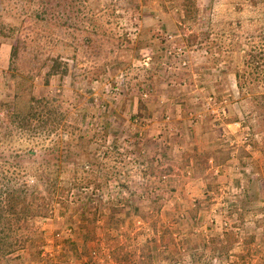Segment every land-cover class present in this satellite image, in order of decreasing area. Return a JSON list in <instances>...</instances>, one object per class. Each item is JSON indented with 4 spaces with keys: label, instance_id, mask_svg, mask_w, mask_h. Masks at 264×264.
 I'll return each instance as SVG.
<instances>
[{
    "label": "rangeland",
    "instance_id": "obj_1",
    "mask_svg": "<svg viewBox=\"0 0 264 264\" xmlns=\"http://www.w3.org/2000/svg\"><path fill=\"white\" fill-rule=\"evenodd\" d=\"M181 1L0 0V115L48 98L70 126L0 138L1 170L32 148L66 193L0 264H264V0ZM194 126L198 164L171 168Z\"/></svg>",
    "mask_w": 264,
    "mask_h": 264
},
{
    "label": "trees",
    "instance_id": "obj_2",
    "mask_svg": "<svg viewBox=\"0 0 264 264\" xmlns=\"http://www.w3.org/2000/svg\"><path fill=\"white\" fill-rule=\"evenodd\" d=\"M181 2L184 4V15L189 16L192 13L193 1L182 0ZM13 39L9 53V67L15 69L19 44L22 41L18 36ZM32 52L36 51L32 50ZM258 54L261 55V53ZM258 54L249 56V62L251 61L257 68L260 58ZM66 67V62L54 57L48 65L47 72L65 73ZM254 96L256 103L261 100L264 104V94ZM47 100L48 98L29 97L24 107L17 106L13 101L12 104L6 103V108L0 115V138L7 140L12 138L13 143L18 138L46 137L51 132H55L59 126L63 132L70 129L67 128L69 125L62 122L60 114L51 110L47 112L45 104ZM42 150L55 153L59 148L56 145H50L43 147ZM34 152L32 148L12 150L10 153L12 154V169H0V254L19 249V244L30 236L24 235L26 223L36 216L42 218L47 216L49 212L47 205L52 198L59 201L60 198L66 196L64 189L57 187L55 183L59 159L54 158L50 164L54 167H49L47 161L41 162L35 158L36 153ZM65 157L67 156L63 155L61 162ZM72 157L76 158L74 155ZM77 164L80 168H88L91 163L81 160Z\"/></svg>",
    "mask_w": 264,
    "mask_h": 264
},
{
    "label": "crops",
    "instance_id": "obj_3",
    "mask_svg": "<svg viewBox=\"0 0 264 264\" xmlns=\"http://www.w3.org/2000/svg\"><path fill=\"white\" fill-rule=\"evenodd\" d=\"M198 131L199 129H196V126H194L192 127V131H188V134L177 131L176 133L178 134L176 136L174 132L173 139L171 138L169 142V148L166 149L168 152H172V154L175 153V155H172V158L166 160V163H168L171 168L176 167L177 164L180 166V163L185 165L184 167H195L198 164V158H196L195 153L201 152V138L205 139L206 137L205 133H199ZM204 147L203 145V148ZM194 148L196 150H194ZM162 153H164V151ZM209 160L210 159H208V161ZM191 179V183H193L194 178Z\"/></svg>",
    "mask_w": 264,
    "mask_h": 264
}]
</instances>
